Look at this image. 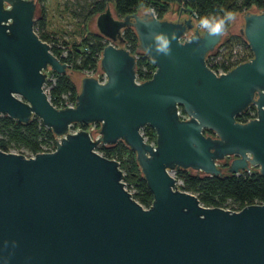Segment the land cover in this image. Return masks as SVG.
Returning <instances> with one entry per match:
<instances>
[{
	"label": "water",
	"instance_id": "obj_1",
	"mask_svg": "<svg viewBox=\"0 0 264 264\" xmlns=\"http://www.w3.org/2000/svg\"><path fill=\"white\" fill-rule=\"evenodd\" d=\"M36 10L37 0H0V115L21 123L36 116L58 140L29 157L0 150V264H264V203L204 206L173 174L251 166L264 176V7L239 14L236 33L250 58L216 75L205 56L221 36L198 33L190 8L179 6L169 19L151 10L116 17L105 5L94 18L108 41L98 58L105 80L81 75L73 106L65 107L53 106L43 90L47 71L67 67L34 31ZM146 12L148 25L138 22ZM127 27L154 65L142 81L122 46ZM156 31L175 33L170 55L155 52ZM250 105L255 116L237 121ZM72 123H98V136L70 133ZM145 125L152 143L140 133ZM118 140L134 153L151 192L147 207L124 187L118 162L93 150ZM227 156L222 168L217 161Z\"/></svg>",
	"mask_w": 264,
	"mask_h": 264
},
{
	"label": "trees",
	"instance_id": "obj_2",
	"mask_svg": "<svg viewBox=\"0 0 264 264\" xmlns=\"http://www.w3.org/2000/svg\"><path fill=\"white\" fill-rule=\"evenodd\" d=\"M171 4L177 6L176 16L179 6L188 7L199 22L201 16L209 13L222 15L221 9L234 13L259 11L264 7V0H89V8L81 16L70 7L67 0H37L38 14L36 16L35 13L33 28L38 37L48 43L51 53L66 64V72H93L95 67H98L100 50L106 42L98 32L85 29V22L89 17L103 11L105 5H112L111 9L116 17L143 9L151 10L157 18H164ZM122 38L130 53L137 52L136 79L142 81L149 78L154 65L137 49L133 29L124 28ZM223 41H239L245 44L239 34L226 35ZM250 55L249 52V57ZM51 75L53 82L45 81L50 103L59 107L66 99L74 100L77 88L68 75L54 72H51ZM180 112L184 114L182 110ZM254 116V107L250 105L235 115V119L244 122ZM140 131L145 141L154 140V132L149 126H143ZM204 134L211 132L204 130ZM53 141L51 130L36 116H32L26 123H21L6 115H0V150L9 151L11 148L22 147L33 155L50 146ZM97 150L102 156L118 162L126 190L132 187L134 190L130 193L131 197L142 207H147L152 195L141 176L134 153L120 140L113 145H100ZM173 174L179 182L178 187L193 193L204 206L238 210L248 204L264 203V176L258 173L256 167H251L248 172L241 171L237 175L224 170L219 175H206L200 171L182 168L174 169Z\"/></svg>",
	"mask_w": 264,
	"mask_h": 264
},
{
	"label": "built area",
	"instance_id": "obj_3",
	"mask_svg": "<svg viewBox=\"0 0 264 264\" xmlns=\"http://www.w3.org/2000/svg\"><path fill=\"white\" fill-rule=\"evenodd\" d=\"M121 35H122V31H121ZM221 37H222V39L218 42V44L205 56L206 66L216 75L226 72L230 66H233V65L241 62L242 60H246L247 57L249 56V52H250L246 43L244 44L243 42H239V41L232 42V43L227 42V41L225 42V41H223V39L226 37V34L222 35ZM104 41L106 43L108 42L105 39H104ZM122 46L126 49L124 42H123ZM133 54H134L135 58L137 59V52L133 53ZM84 73H85V75L95 76L98 81H104L105 80V76L103 75L102 72H101V75H96L92 71L84 72ZM46 78L48 80H50L51 82H53L54 78L51 75V71L46 72ZM136 81H139V80L136 79ZM73 103H74V100L71 101V100L66 99V100H64V102L61 103V105L59 107L73 106ZM177 113H178L180 118H186V115L182 114L179 109H178ZM72 124H74V123H72ZM72 124L69 125L68 132L74 133V132H76V130H85L89 134L90 138H91L92 130H98V128H99L98 123H89V124L75 123L79 126L78 128H73ZM86 125L90 126L91 128L90 129L86 128ZM97 136H98L97 132L94 131L92 134V138H96ZM54 139L57 141L58 137L54 136ZM55 140L53 141V143L50 146L44 147L40 152L52 151L54 149V146H55ZM152 142L153 141H150L149 143H152ZM100 145L101 144H98L93 149L98 154H100V153L98 152L97 147ZM250 168H251V166H249L246 170H241V171L248 172ZM241 171L235 172L233 174L237 175Z\"/></svg>",
	"mask_w": 264,
	"mask_h": 264
},
{
	"label": "clouds",
	"instance_id": "obj_4",
	"mask_svg": "<svg viewBox=\"0 0 264 264\" xmlns=\"http://www.w3.org/2000/svg\"><path fill=\"white\" fill-rule=\"evenodd\" d=\"M223 14L209 13L203 15L199 19V23L196 25L198 33L208 37H219L224 35L228 31V25L236 20L235 13L231 10H220ZM153 21L151 13H144L138 18V22L144 23L145 25L150 24ZM152 39L155 42V52L168 56L171 54V42L176 40L175 33L167 32H154L152 33ZM200 35L193 34L191 42H198ZM149 52L152 50L150 45L148 48Z\"/></svg>",
	"mask_w": 264,
	"mask_h": 264
},
{
	"label": "rangeland",
	"instance_id": "obj_5",
	"mask_svg": "<svg viewBox=\"0 0 264 264\" xmlns=\"http://www.w3.org/2000/svg\"><path fill=\"white\" fill-rule=\"evenodd\" d=\"M68 4L70 5V7L75 10L80 16L83 15L85 13V11L89 8L88 7V3H89V0H67ZM176 10H177V6H175V4H171L168 11H167V14H166V17L169 18V19H172V18H175L176 17ZM143 11V9H138V12H141ZM252 11H255V10H252ZM38 14V8H37V11H36V16ZM239 12H235V16H236V20L229 24L228 25V31L225 33L226 35H230V34H238V32L236 33L237 31V28H238V20H239ZM94 18L95 16H91L89 17L86 22H85V29L88 30V31H91V32H97L96 30V27L94 26ZM222 39V37H221ZM136 53V52H134ZM250 58L249 56L247 57V59ZM94 74L96 75H101V71L100 69L96 66L94 71H93ZM66 74L68 75L70 81L74 84V86L77 88L78 86V82H79V77L81 75H85L84 72H76V71H67ZM48 79L46 78L45 81H47ZM43 90L44 92L47 94V91H48V88H47V85L46 84H43ZM73 128H78L79 126L77 124H72ZM86 128H91L90 126H87L86 125ZM141 133V131H140ZM9 151L11 152H15V153H20L26 157H29L31 156V154L24 148L20 147V148H11ZM228 158L227 157H224L222 160H219L217 161V164L220 165L222 168H224V166L229 162V159H226ZM255 168V167H253ZM190 170V169H189ZM179 184V182H178ZM133 188L132 187H129L128 188V192L131 193L133 192Z\"/></svg>",
	"mask_w": 264,
	"mask_h": 264
},
{
	"label": "flooded vegetation",
	"instance_id": "obj_6",
	"mask_svg": "<svg viewBox=\"0 0 264 264\" xmlns=\"http://www.w3.org/2000/svg\"><path fill=\"white\" fill-rule=\"evenodd\" d=\"M230 158H231V157L228 156V158H226V159H229V160H230Z\"/></svg>",
	"mask_w": 264,
	"mask_h": 264
},
{
	"label": "crops",
	"instance_id": "obj_7",
	"mask_svg": "<svg viewBox=\"0 0 264 264\" xmlns=\"http://www.w3.org/2000/svg\"><path fill=\"white\" fill-rule=\"evenodd\" d=\"M110 8H112V5H110Z\"/></svg>",
	"mask_w": 264,
	"mask_h": 264
}]
</instances>
